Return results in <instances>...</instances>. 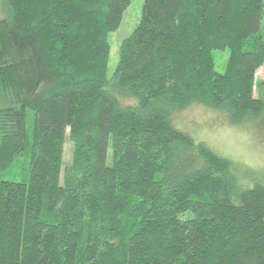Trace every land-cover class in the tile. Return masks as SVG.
Listing matches in <instances>:
<instances>
[{"label":"trees","instance_id":"1","mask_svg":"<svg viewBox=\"0 0 264 264\" xmlns=\"http://www.w3.org/2000/svg\"><path fill=\"white\" fill-rule=\"evenodd\" d=\"M129 3L1 0L0 264H264V181L174 124L262 113L264 0H144L108 76Z\"/></svg>","mask_w":264,"mask_h":264},{"label":"rangeland","instance_id":"2","mask_svg":"<svg viewBox=\"0 0 264 264\" xmlns=\"http://www.w3.org/2000/svg\"><path fill=\"white\" fill-rule=\"evenodd\" d=\"M143 1L130 0L122 13L118 28L109 34L108 76H111L116 66L122 39L131 33L140 19ZM2 14L0 0V16ZM226 58L227 52L215 54L217 71H223ZM253 94L264 99V65L255 72ZM174 120L177 128L186 131L194 139L203 141L227 158L242 188H249L264 181V110L255 118H246L233 125L229 124L224 112L196 103L177 112ZM70 155L71 144L66 130L63 166L69 162Z\"/></svg>","mask_w":264,"mask_h":264}]
</instances>
